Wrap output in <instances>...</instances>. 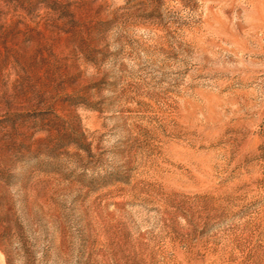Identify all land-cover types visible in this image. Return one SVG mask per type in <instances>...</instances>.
<instances>
[{
    "label": "rangeland",
    "instance_id": "1",
    "mask_svg": "<svg viewBox=\"0 0 264 264\" xmlns=\"http://www.w3.org/2000/svg\"><path fill=\"white\" fill-rule=\"evenodd\" d=\"M264 0H0V264H264Z\"/></svg>",
    "mask_w": 264,
    "mask_h": 264
},
{
    "label": "bare ground",
    "instance_id": "2",
    "mask_svg": "<svg viewBox=\"0 0 264 264\" xmlns=\"http://www.w3.org/2000/svg\"><path fill=\"white\" fill-rule=\"evenodd\" d=\"M264 10V9H263ZM263 16H264V14H263Z\"/></svg>",
    "mask_w": 264,
    "mask_h": 264
}]
</instances>
